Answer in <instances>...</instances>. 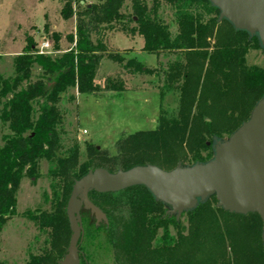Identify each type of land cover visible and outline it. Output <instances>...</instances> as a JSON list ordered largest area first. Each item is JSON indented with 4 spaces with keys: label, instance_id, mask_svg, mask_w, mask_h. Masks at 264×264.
<instances>
[{
    "label": "trees",
    "instance_id": "16d2710c",
    "mask_svg": "<svg viewBox=\"0 0 264 264\" xmlns=\"http://www.w3.org/2000/svg\"><path fill=\"white\" fill-rule=\"evenodd\" d=\"M97 1L85 7L78 2L76 13V0H65L63 19L77 17L76 34L69 37L74 48L52 58L40 54L29 39L24 53L14 60V75L0 79V125L7 130L0 147V239L16 215L22 181L38 178L43 160L52 164L51 209L27 214L48 235L47 246L41 254L30 255L27 264H60L65 258L72 235L67 204L74 182L90 170L116 173L151 164L171 171L179 164H205L214 158L215 144L248 122L264 97V69L246 66L248 52L260 38L220 21L221 11L210 0ZM127 3L130 14L124 12ZM162 4L175 10V37L159 18ZM115 25L142 37L143 52L179 57L166 72V87L179 93V108L171 118L162 113L155 130L122 138L116 155L89 144L88 162L81 165L79 146L60 153L59 104L64 95L72 88L82 96L100 93L96 79L104 55L133 75L150 73L138 57L126 60L108 52L103 35ZM60 39L53 34L56 50ZM35 69L40 73L33 81ZM122 92L121 88L116 93ZM90 201L104 212L108 224L96 223L89 211L82 213L80 264H98L105 255L114 264H264L262 218L230 214L218 207L215 197L199 202L180 221L170 217L168 208L144 186L116 194L93 192ZM183 218L188 220L187 228Z\"/></svg>",
    "mask_w": 264,
    "mask_h": 264
},
{
    "label": "rangeland",
    "instance_id": "374dc122",
    "mask_svg": "<svg viewBox=\"0 0 264 264\" xmlns=\"http://www.w3.org/2000/svg\"><path fill=\"white\" fill-rule=\"evenodd\" d=\"M78 2L81 7L98 3L97 0H76V13L80 11ZM64 6L65 0H0V79L14 75V60L24 53L29 39L37 45L39 51L43 44H49L50 47L44 52L52 58L74 48L69 37L76 34L77 17L64 20ZM124 12L132 13L130 3L126 4ZM159 18L170 26L172 37H175L178 24L175 21L174 8L162 4ZM54 33L61 37L60 50L55 48ZM103 42L109 53L126 60L138 57L150 73L133 75L130 70L104 55L96 79L100 93L82 96L76 88H72L64 95L59 104L63 115L60 153L68 152L74 145L79 146L81 165L88 162L86 149L89 144L103 152L107 151L110 155H116L117 144L122 138L138 131L155 130L162 113L171 118L177 114L179 108V93L169 92L166 87V72L171 63L179 60L178 56L170 53L157 56L143 52V38L138 34L125 33L121 25L107 29ZM246 66L264 69V47L261 40L248 52ZM39 73V69H35L33 81H36ZM121 88L123 92L119 95L116 92ZM1 109L0 101V112ZM6 134L7 130L0 125V147L4 145L2 138ZM224 137V140L230 138L228 135ZM51 167L49 161L43 160L40 176L36 179L25 177L22 181L17 191L16 215L9 220L1 234L0 264H27L30 255H39L46 248L48 235L41 233L27 214L51 209L52 180L48 174ZM214 202L212 201L213 204ZM182 221L187 228L188 220L183 218ZM171 234L174 236V229H171ZM93 249L94 245L88 247L89 252H93ZM101 254L100 252V256ZM98 264L114 262L105 255L98 258Z\"/></svg>",
    "mask_w": 264,
    "mask_h": 264
},
{
    "label": "water",
    "instance_id": "95a60500",
    "mask_svg": "<svg viewBox=\"0 0 264 264\" xmlns=\"http://www.w3.org/2000/svg\"><path fill=\"white\" fill-rule=\"evenodd\" d=\"M221 11L219 20H227L237 30L258 35L264 47V0H210ZM84 4V3H83ZM214 158L205 164L183 166L171 171L151 164L111 173L92 169L74 182L67 204L71 242L60 264H80L79 245L83 241L82 211L95 217L99 225L107 223L104 212L90 201L96 192L121 193L144 186L168 208L167 214L180 221L183 214L215 197L218 207L230 214H258L263 221L264 244V97L253 109L248 122L229 139L214 146ZM108 224V223H107Z\"/></svg>",
    "mask_w": 264,
    "mask_h": 264
},
{
    "label": "built area",
    "instance_id": "2783aa9c",
    "mask_svg": "<svg viewBox=\"0 0 264 264\" xmlns=\"http://www.w3.org/2000/svg\"><path fill=\"white\" fill-rule=\"evenodd\" d=\"M50 47L49 44H43L41 47V50L39 51L40 54H45V50L48 49Z\"/></svg>",
    "mask_w": 264,
    "mask_h": 264
},
{
    "label": "flooded vegetation",
    "instance_id": "af4514ba",
    "mask_svg": "<svg viewBox=\"0 0 264 264\" xmlns=\"http://www.w3.org/2000/svg\"><path fill=\"white\" fill-rule=\"evenodd\" d=\"M84 211H86V210H83L82 213H83ZM90 214H91V213H90ZM91 216H92V215H91ZM93 217H94V216H93ZM94 218H95V217H94Z\"/></svg>",
    "mask_w": 264,
    "mask_h": 264
}]
</instances>
